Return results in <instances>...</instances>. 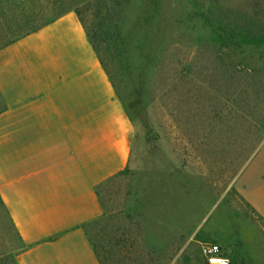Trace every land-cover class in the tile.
Segmentation results:
<instances>
[{"label": "rangeland", "instance_id": "rangeland-1", "mask_svg": "<svg viewBox=\"0 0 264 264\" xmlns=\"http://www.w3.org/2000/svg\"><path fill=\"white\" fill-rule=\"evenodd\" d=\"M123 41V57L106 60V66L116 75L115 91L130 120V154L126 168L98 186V194L109 209L140 212L146 243L137 248L154 264H206L199 251L204 242L218 244L229 264H264V214L240 190L264 213V131L242 164L250 144H203L201 123L193 120L198 105L188 101L185 85L166 78L191 58V39L159 36L147 26L124 34ZM223 62L233 72L242 67L243 77L231 73L225 86L216 69L214 104L227 92L232 116L264 118V42L231 48ZM118 223L122 233L128 221L122 216ZM88 230L104 255V235L96 225ZM21 248L0 199V264H16Z\"/></svg>", "mask_w": 264, "mask_h": 264}, {"label": "crops", "instance_id": "crops-1", "mask_svg": "<svg viewBox=\"0 0 264 264\" xmlns=\"http://www.w3.org/2000/svg\"><path fill=\"white\" fill-rule=\"evenodd\" d=\"M0 101L16 264H101L86 226L104 215L97 187L128 164L132 128L74 11L0 48Z\"/></svg>", "mask_w": 264, "mask_h": 264}, {"label": "trees", "instance_id": "trees-1", "mask_svg": "<svg viewBox=\"0 0 264 264\" xmlns=\"http://www.w3.org/2000/svg\"><path fill=\"white\" fill-rule=\"evenodd\" d=\"M69 11H74L83 24L115 90L116 75L107 68L106 60L113 62L116 56L123 57L124 34L131 36L148 26L159 36L191 39V58L181 64L176 74L166 78L174 86L185 85L188 101L194 108L198 105L193 120L201 123L200 142L225 141L239 145L237 147L250 144L239 164L249 158L263 136L264 118L252 121L247 115L232 116L227 92L221 95L225 100L214 104L213 83L218 75L216 69H220V79L225 86L231 73L243 77L242 67L233 72L223 58L231 48L243 51L248 44L264 42V0H0V48ZM217 62L219 68L215 66ZM122 65L126 70V62ZM242 103L247 105L244 100ZM117 175L102 184L112 182ZM96 192L98 194L97 189ZM98 196L104 215L88 224L86 233L100 263L154 264L137 248L146 243L140 212L130 207L125 213L122 208L109 209ZM122 216L128 224L119 233L118 222ZM91 225H96L106 239L104 255L89 233Z\"/></svg>", "mask_w": 264, "mask_h": 264}, {"label": "built area", "instance_id": "built-area-1", "mask_svg": "<svg viewBox=\"0 0 264 264\" xmlns=\"http://www.w3.org/2000/svg\"><path fill=\"white\" fill-rule=\"evenodd\" d=\"M199 251L208 264H229L228 257L220 254L219 245L216 243L204 242Z\"/></svg>", "mask_w": 264, "mask_h": 264}]
</instances>
